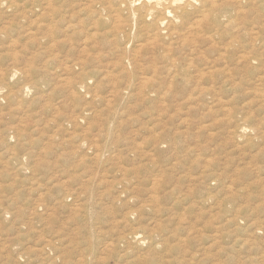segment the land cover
Instances as JSON below:
<instances>
[{
    "label": "rangeland",
    "instance_id": "obj_1",
    "mask_svg": "<svg viewBox=\"0 0 264 264\" xmlns=\"http://www.w3.org/2000/svg\"><path fill=\"white\" fill-rule=\"evenodd\" d=\"M22 1L0 0V264H264V0H229L173 85L147 55L87 63L82 1Z\"/></svg>",
    "mask_w": 264,
    "mask_h": 264
},
{
    "label": "bare ground",
    "instance_id": "obj_2",
    "mask_svg": "<svg viewBox=\"0 0 264 264\" xmlns=\"http://www.w3.org/2000/svg\"><path fill=\"white\" fill-rule=\"evenodd\" d=\"M36 1V7L39 10L38 13H40V17L44 14L48 15L46 14V12L49 13L50 9L52 10L54 8V0ZM80 1H82V3H80L76 9L79 8V10L83 13V24L87 25L89 29L94 30L93 32H87L88 35L85 40H89L90 44L86 42L83 49L81 50V52L85 54L84 58L87 59V63L92 62L94 59H99L100 52L106 50L107 54H115L114 52L122 53L120 54V57L118 56L121 66L130 67L133 71H137L136 69H138V71H143L145 67H143L142 64H139V62L143 56L147 55L146 57L150 58L151 60V67H154L158 64L159 68L161 69L162 76L158 81V84L160 85H164L166 81L173 85L176 81L179 80L180 82V80L190 75V68L192 67V65H194V55L199 52L198 47H200V45L197 46V39L199 38V32L201 30L212 28V33L209 38L214 40L215 37L218 36L222 39V33H220V30H217L215 26L218 27L219 25L224 24L227 20L228 21L226 23L232 25V22L230 20L233 19L232 15V18L230 17L231 19H229L230 15L228 16V14L231 13V10H233V4L231 5L232 2L229 0ZM243 9L244 8H242V10ZM236 10H238V8ZM226 17H228L227 20ZM38 24L40 23L38 22ZM39 28H42V26H40ZM42 35H39L40 38L42 37ZM53 35L54 34L52 32H47L46 38L48 40H51ZM257 38L259 37H257L256 35L253 37L251 35L250 37V49L252 50L250 52L251 56H249V58L256 59L258 64H261L260 60L257 57L261 56L262 52L264 54V50H260V48L264 49V44H258L259 46L256 45L255 42ZM222 44L224 45V43ZM223 45L221 46L224 47L225 45ZM232 45L234 44L232 43ZM255 47H258L259 49L255 50ZM216 53L218 52L216 51ZM212 56L214 57L213 54ZM147 58L145 60H147ZM201 67L202 66H200L199 68ZM202 71L203 70H201V72ZM192 74L194 75V73ZM195 77L197 76H194L192 78ZM145 82L146 81H144L143 84H145ZM127 237H129L130 239H134L138 236L137 233L131 232L127 235Z\"/></svg>",
    "mask_w": 264,
    "mask_h": 264
}]
</instances>
